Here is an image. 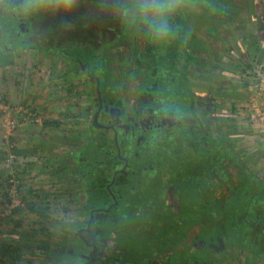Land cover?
Returning a JSON list of instances; mask_svg holds the SVG:
<instances>
[{
	"label": "flooded vegetation",
	"instance_id": "flooded-vegetation-1",
	"mask_svg": "<svg viewBox=\"0 0 264 264\" xmlns=\"http://www.w3.org/2000/svg\"><path fill=\"white\" fill-rule=\"evenodd\" d=\"M88 1L99 6L73 42L44 41L29 25L12 45L0 43V54L51 51L79 112L60 161L78 211L40 263L264 264L263 159L248 163L251 151L226 140L231 150L216 164V145L236 130L222 100L237 102L233 75L251 61L253 31L264 43V0H186L164 41ZM234 56L246 59L243 70ZM247 176L248 214L216 231L203 204L227 200Z\"/></svg>",
	"mask_w": 264,
	"mask_h": 264
},
{
	"label": "rangeland",
	"instance_id": "rangeland-1",
	"mask_svg": "<svg viewBox=\"0 0 264 264\" xmlns=\"http://www.w3.org/2000/svg\"><path fill=\"white\" fill-rule=\"evenodd\" d=\"M72 27H73V23ZM41 30H39L38 34L39 36L45 41L48 42H57V37H52L51 30H47L49 34L44 30L45 23L40 25ZM50 37L48 38V36ZM83 35V33H79V36ZM12 45V44H11ZM53 50L52 48H50ZM52 52H44V53H36V52H22L21 54H15L16 62L12 67H8L6 69H1L0 74L5 73V80L9 78V76L14 77L13 81H17L14 86L18 87V91H20V87L22 85L28 86L29 89H32V91L37 90V92L43 94V90L45 89H54L53 91L60 95V100L58 103H60L58 107H56L54 110L55 117L61 119V123L63 124L62 128L56 129L52 128L48 132V135L51 136L49 139H47L45 142L46 146H42V142H38L35 138L34 142L31 143L32 146L39 143L41 144V149L39 152L32 153L30 150L27 156H29V159L22 158L25 164H28V170L30 177L27 179V182H24L25 185H38L43 188L44 192H47L50 194L49 196H46L45 198H49L46 201V205L50 208V216L53 217L54 220H60V221H67L70 218H72L78 211L77 207L78 203L76 200L75 193L73 191V188L70 187V185H73V181L69 179L68 180H61L59 179V174L63 171H66L68 169L66 168V165H63L62 162H60L63 158L66 157V155L71 151L72 147V141L71 134L72 133V126H73V118L79 114L78 110L75 107V99L69 94V89H67V83L65 74H61L64 70V65L56 66L54 75L49 78L50 69L49 67L54 64V59L52 58ZM13 56L12 54H0V60L6 59L8 57ZM248 59V58H247ZM250 59V58H249ZM233 62V61H232ZM234 63V62H233ZM261 62H256L251 59L250 66H247L245 72H243L240 76L241 78H237L235 83L236 86H244L243 84L245 82H248V92H250V99H248L245 102H232L230 100H222V104L226 105V109L224 114L231 115L233 121L230 127L226 124L224 125V128L228 129H237L239 131H242V133L246 132L248 136L244 137L240 141L236 142V150L238 152H248L250 150H255L256 148L262 147V144L260 143L261 140H264V125L262 123V120L260 119V116H255V118L252 117V114L254 113L253 110V102H257L258 105L264 109V91L262 94H259V90L255 89V84L260 78V73L264 71V69H261ZM264 64V63H263ZM53 67V66H52ZM51 67V68H52ZM35 74V76H31V74ZM3 80L0 81L2 84ZM235 86V87H236ZM77 97V96H76ZM69 104V105H68ZM232 104V105H231ZM61 108V109H58ZM62 110V111H60ZM37 112V111H36ZM54 112H45V115L52 114ZM38 113V112H37ZM78 113V114H77ZM40 115V114H39ZM41 116V115H40ZM45 117V116H44ZM64 128V129H63ZM37 132V131H36ZM56 134H55V133ZM62 134H65L63 140ZM61 135V136H60ZM41 140H43L42 137H40ZM39 138V139H40ZM68 140L71 144H69ZM18 141V140H17ZM18 144V142H17ZM19 146V144H18ZM64 166V167H63ZM261 167L264 168V159L261 161ZM37 173V174H36ZM5 177V176H4ZM39 177V178H38ZM22 179V178H21ZM71 179L75 180L77 179L76 176L72 177ZM4 181V180H3ZM4 188H5V184ZM212 185V184H210ZM215 185L210 186L211 189L214 190ZM216 187V186H215ZM213 197V194H212ZM214 202L221 201V198L212 199ZM218 200V201H217ZM212 202L211 204H208V207L211 208L207 211H212L215 206V203ZM8 203V202H6ZM6 203L4 205H0V211H3ZM26 209V207H25ZM167 208L165 207L164 211ZM196 210V207H188L189 210ZM203 210V208H202ZM204 211V210H203ZM187 214V209L184 215ZM204 214L209 216L210 215L204 211ZM182 215V216H184ZM213 216V214H212ZM33 217L28 216L24 219L22 225L18 228L17 235L12 234V230H15V226L11 220L6 221V223L0 224V237L8 238V240H12L15 242H23V237L27 238L31 236L32 241H40L45 237V234H41L39 232H35L39 230V224H36L32 222ZM59 224H53V226L50 227V233L51 238L47 239V241L50 243V249L56 247V243L59 240H62L64 238L65 233L63 232V228L60 227ZM47 231V232H48ZM43 235L44 237H42ZM35 237V238H34ZM45 240V239H44ZM145 243V240L137 239L134 243L138 248H142L143 244ZM140 247V248H139ZM31 250V249H30ZM22 258L19 260L21 264H41V259L46 257V254H48L47 250H36L31 252H27L23 249L22 251ZM50 252V251H49ZM144 251L142 250L140 252V255Z\"/></svg>",
	"mask_w": 264,
	"mask_h": 264
},
{
	"label": "trees",
	"instance_id": "trees-1",
	"mask_svg": "<svg viewBox=\"0 0 264 264\" xmlns=\"http://www.w3.org/2000/svg\"><path fill=\"white\" fill-rule=\"evenodd\" d=\"M91 6L95 7V6H99V4L91 3L88 0H80L77 9L74 11L72 16L69 18L71 20V23L74 24L73 27L71 26L70 28H67V29L63 28L60 26V23L57 19L52 18L50 16H45V17L41 18L40 20L31 24L32 27H31L30 33L31 34H34V33L38 34L39 30H41L40 25L45 23V27H44L43 31L47 32L48 29L51 30L52 37H54V39H55V37H57V42H73V40L79 36L80 32L83 33L84 29H87L86 20H88V18L91 16V14H90L91 11L94 12V10H93L94 8H92ZM88 9H90V11H86ZM47 33L49 34V32H47ZM257 35L258 34L255 31H253V34L251 35L252 36L251 59L253 61H256V62H261L262 61L261 58L264 57V50H263V52H261L263 55L262 54L260 55L259 50L262 48V44L260 43L261 40L258 38ZM49 37H50V35L48 36V38ZM53 42H55V41H53ZM12 55L13 56L8 57L4 60H0V66L5 67L6 65L13 64L14 63V54H12ZM239 63L241 65H245L246 62H245V60L244 61L239 60ZM261 63H260L261 69H264V64H263V62H261ZM246 65L251 67V64L248 62L246 63ZM243 85L246 87V89L248 88V82H245ZM233 95H235V97H239V98L242 97L241 94H235L234 93ZM244 97L247 100L250 99V92H248V91L245 92ZM228 120L232 121V118H230ZM42 124H44L46 126L51 125V127H53V128H55V127L60 128V129L62 128L61 127L62 123L57 118H55V119H44V118H42ZM245 134H246V132L242 133V131H239L237 129L234 130L233 132H230L229 134H224V137L221 140V142H219L216 145V164H217V161L221 162L223 156L225 157L227 155V153L231 150L224 143V141L227 140V141L237 142L238 140L243 139L245 137ZM74 137H75V135H74ZM11 139L14 142L16 141L15 143H17V140L15 137L11 138ZM16 148H17L18 154L20 155L21 150H20L18 144L16 145ZM37 148L40 150L41 144H37ZM5 154H6V151H5ZM246 157H247L246 159H247L248 163H251L252 165L256 166L257 163L264 158V146L256 148L255 150L251 151L249 154L246 155ZM246 159L243 160L245 163L247 162ZM245 163H244V166H245ZM25 170H26V168H23L18 173V176L20 179L22 178V174L25 172ZM58 176H59V179H61V180L70 179L67 170L62 171ZM248 176L250 179L252 178V175L248 174ZM248 176H247L246 181H243L241 184L238 185L237 190H235V192H234V194H232V196H230L227 200L222 199L221 201L219 200V202H216V205L214 207H212L213 208L212 211H207L211 208H209L207 204H203L204 211L207 212L210 216H212V214H216V231L218 230L222 233H227L229 231V228L232 226L233 223H234V227L241 226L242 216L248 214V208L251 205V201H250L251 191L245 185L247 183V180H249ZM70 187L73 188L74 185H70ZM255 193L257 194V192H254V195H255ZM18 198L21 200L20 205L13 207L11 212L9 214H7V216L4 217L2 221H0V224H1V223H6V221H8V220H11L15 226V230H12V232H11L14 235H17L18 232H15V231H18V228L23 223V214H25L24 205L25 206L27 205L26 209H30L33 212L39 211L38 213H39L40 217L43 218V219L41 218L42 220L45 221V219L47 217L42 212V209L38 208L39 210H37V207L34 204L32 205V204H30V202L25 201L26 195H21V192H20ZM6 202H11V198L9 197L8 192L5 191V189H4L3 190V202L2 203H6ZM42 220H41V222H42ZM47 224L48 223L41 224V227L39 228V230L35 231V232H39L41 234H45V237L43 235H41L44 238L41 240V242L39 241L38 243L32 244V242H35V241H32L31 238L23 237V242H17L15 244L14 241L8 240V238H4L3 236L0 237V264H21V262L19 260H21V258H22L23 249L27 252H29L30 249L32 251L35 249L48 250L50 247V243L47 241V239L51 238V233H50V231H48V230H50V228H49V225H47ZM61 227L63 229H66L67 224H63ZM256 263H257V261L254 264H256Z\"/></svg>",
	"mask_w": 264,
	"mask_h": 264
},
{
	"label": "clouds",
	"instance_id": "clouds-1",
	"mask_svg": "<svg viewBox=\"0 0 264 264\" xmlns=\"http://www.w3.org/2000/svg\"><path fill=\"white\" fill-rule=\"evenodd\" d=\"M80 0H0V43L11 44L32 23L45 16L59 21L63 28L72 26L69 19ZM186 0H100L102 11L119 17L157 41L171 38L176 17Z\"/></svg>",
	"mask_w": 264,
	"mask_h": 264
},
{
	"label": "crops",
	"instance_id": "crops-1",
	"mask_svg": "<svg viewBox=\"0 0 264 264\" xmlns=\"http://www.w3.org/2000/svg\"><path fill=\"white\" fill-rule=\"evenodd\" d=\"M260 34H261V32L259 30L258 35H257L259 39L261 38ZM260 43L264 47V43L263 42H260ZM238 45H239V43H238ZM244 46H246V44H244ZM259 53H260V55L262 54L260 51H259ZM8 54L11 55V54H14V53L13 52H8ZM4 59H2V60H4ZM261 59H262L261 62L264 63V57H262ZM241 60L242 61L245 60V62H246V59L242 58ZM15 62H16V57H15V54H14V63L10 64V65H6L5 67L0 66V70L1 69H6L8 67H12L15 64ZM233 62L235 64V66H237V64H239L238 66H239V68H242L241 70H243V68L245 67V65H241L239 63V60H237L236 56H234V61ZM52 66L49 67V69H50V74L48 76L49 78H51L54 75V73H55L56 67L54 65H52ZM233 67H234V65L233 66L229 65V68L233 69ZM235 69H236V67H235ZM3 74H5V73L0 74V81L3 80L2 84L0 83V101H5V102L10 103L12 105H17V106L23 105V106L29 107L32 110L37 111L38 114H40L42 116V118H44V119H55L57 117V116L56 117L54 116L55 115L54 111L57 112V110H54V109L56 107L60 106L59 105L60 103H58V101L60 100V95L58 94V99H57V94L53 91L54 89H45L42 92L43 94H41V93L37 92V90L32 91V89H29L28 86L22 85L20 87V91H18V89H17L18 87L14 86V84H16V82H17V81H13L14 77L9 76V78L7 80H5V75H3ZM31 76L33 77V76H35V74L32 73ZM233 76H234L233 77L234 79L239 78V75L237 73H236V75H233ZM66 82H69V80L67 79ZM231 92L232 93H230V94H231V98L233 100H237V101L241 100V102H245V101H243L244 100L243 98H245L244 97L245 92H243L241 90L240 86H236V89H235L234 93L235 94H241L242 97H240V98L239 97H235V95H233L234 94L233 91H231ZM58 109H61V108H58ZM60 111H62V110H60ZM45 112H54V113L45 115ZM16 115H19V114H16ZM57 119L59 121H61V119H59V118H57ZM62 126H63V124H61V127ZM52 128L53 127H51V125H47L46 126V125L42 124V120H37V121L29 120V121H27L26 124L20 125L19 130L17 132V135L15 136L16 140H18L17 142H18L19 148L21 150L20 157L29 159V156H27V154L29 153L28 152L29 150L32 153L39 152V149L37 148V144H39V143L35 144L34 146L31 145V143L34 142L35 138H36V140L38 142H40V141L42 142V146H46V144H45V142H47L46 140L49 139V137H51L46 132H48ZM55 129H56V133H57V128L55 127ZM64 136H65V134H62V136H61L62 138H60V139L63 140ZM246 136H248L247 133L245 134V137ZM40 137H42L43 140H41ZM1 138H2V125H1V121H0V205L3 206L4 205V203H2L3 202V190H4V185H3L4 181H3V179H4V176H5L6 170H5V167L3 166L4 165L3 162H4V158H5L4 157L5 156V149H4L3 140ZM70 141H72V139ZM70 141L68 140L69 144H71ZM260 143H262V147H263L264 146V140H261ZM250 151H253V150H250ZM239 153H242V151L239 152ZM25 168H26V170L22 174L21 185H20L21 195H26V200L25 201L26 202L27 201L30 202V204H32V205L34 204L37 207V210L42 209V212L47 217H46V219L44 221V220H42L43 218L40 217V215L38 213L39 211L38 212L37 211L33 212L30 209H25L24 210L25 214H23V221L28 216H32L33 217L32 222H34L36 224H39V227H41V224H45V223H48L47 225H49V228L51 226H53L54 223L55 224H59L60 227H61L63 224H65V220H63V221L54 220L53 217L50 216V212H49L50 208L46 205L47 204L46 201L49 198H45V197L49 196L50 194H48L47 192H44V190H43V188H41V186L33 185V184H30V185H25L24 184V182H27V180H23V179L24 178L27 179L31 175V174H29L28 164H27V166ZM65 180H68V179H65ZM69 182L70 181L68 180V183ZM26 206L24 205V208ZM41 220H42V222H41ZM63 230H66V229H63ZM50 231H52V230H50ZM27 238H29V237H27ZM30 238H31V236H30ZM38 242L39 241H35V242H32V244L33 243H38ZM36 250H38V249H35L33 251H36ZM29 252H31V250H29Z\"/></svg>",
	"mask_w": 264,
	"mask_h": 264
},
{
	"label": "built area",
	"instance_id": "built-area-1",
	"mask_svg": "<svg viewBox=\"0 0 264 264\" xmlns=\"http://www.w3.org/2000/svg\"><path fill=\"white\" fill-rule=\"evenodd\" d=\"M260 78L255 84V89L259 90V94L264 91V71L260 73ZM254 113L252 117L260 116L262 123L264 124V109H262L257 102H253ZM19 114V115H16ZM42 120L36 111L23 105H12L5 101H0V121L2 125V140L4 149L6 151L3 166L5 167V191L8 192L11 202L6 203L5 209L0 211V221L7 216L13 207L20 205L21 200L18 198L20 194L21 179L18 173L27 166L17 152L16 145L11 138L17 135L20 125L26 124L27 121Z\"/></svg>",
	"mask_w": 264,
	"mask_h": 264
}]
</instances>
